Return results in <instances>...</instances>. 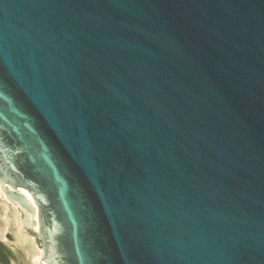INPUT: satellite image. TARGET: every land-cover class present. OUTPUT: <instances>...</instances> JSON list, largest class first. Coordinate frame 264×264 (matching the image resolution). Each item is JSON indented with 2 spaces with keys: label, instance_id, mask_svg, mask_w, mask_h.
Instances as JSON below:
<instances>
[{
  "label": "water",
  "instance_id": "1",
  "mask_svg": "<svg viewBox=\"0 0 264 264\" xmlns=\"http://www.w3.org/2000/svg\"><path fill=\"white\" fill-rule=\"evenodd\" d=\"M0 186L40 264H264V0H0Z\"/></svg>",
  "mask_w": 264,
  "mask_h": 264
},
{
  "label": "bare ground",
  "instance_id": "2",
  "mask_svg": "<svg viewBox=\"0 0 264 264\" xmlns=\"http://www.w3.org/2000/svg\"><path fill=\"white\" fill-rule=\"evenodd\" d=\"M20 191L33 203L32 194L24 188ZM34 231L38 230L37 213H30L23 207L13 203L0 186V239L6 241L21 254L16 264H40L43 249L38 245L36 236L29 233L24 223Z\"/></svg>",
  "mask_w": 264,
  "mask_h": 264
},
{
  "label": "trees",
  "instance_id": "3",
  "mask_svg": "<svg viewBox=\"0 0 264 264\" xmlns=\"http://www.w3.org/2000/svg\"><path fill=\"white\" fill-rule=\"evenodd\" d=\"M11 254L12 252L0 241V264H11Z\"/></svg>",
  "mask_w": 264,
  "mask_h": 264
},
{
  "label": "rangeland",
  "instance_id": "4",
  "mask_svg": "<svg viewBox=\"0 0 264 264\" xmlns=\"http://www.w3.org/2000/svg\"><path fill=\"white\" fill-rule=\"evenodd\" d=\"M27 230H28L29 233L35 235V234L32 233L29 229H27ZM35 236H36V235H35ZM1 241H4V240L1 239ZM5 242H6V241H5ZM6 243H7V242H6ZM14 261L19 262V261H20V258H18L17 256L13 255V252H12V254L10 255V262H11V264H16V263H14Z\"/></svg>",
  "mask_w": 264,
  "mask_h": 264
}]
</instances>
